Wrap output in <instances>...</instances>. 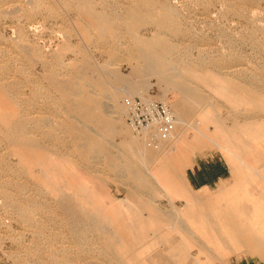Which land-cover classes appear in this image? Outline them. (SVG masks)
<instances>
[{
	"label": "rangeland",
	"instance_id": "1",
	"mask_svg": "<svg viewBox=\"0 0 264 264\" xmlns=\"http://www.w3.org/2000/svg\"><path fill=\"white\" fill-rule=\"evenodd\" d=\"M0 51V264H203L199 241L114 240L128 214L131 223L147 220L146 204L179 232L190 223L175 191L138 187L139 170L148 174L161 160L148 154L155 160L148 169L135 160L133 140L142 136L113 111L124 113L125 97L142 96L169 101L188 113L189 125L199 113L218 115L229 132L224 140L264 177V0H0ZM146 51L163 54L174 68L156 70L143 59ZM64 81L73 93L58 88ZM181 81L195 99L184 101ZM86 91L108 123L75 109L88 105ZM18 117L32 120L39 142L31 148L12 141L2 123ZM40 117L46 124L39 128ZM179 123L177 151L205 140ZM252 134L261 141L259 155L248 147ZM39 151L46 166L35 163ZM171 167L185 183L186 167ZM184 249L190 260L177 262Z\"/></svg>",
	"mask_w": 264,
	"mask_h": 264
},
{
	"label": "bare ground",
	"instance_id": "2",
	"mask_svg": "<svg viewBox=\"0 0 264 264\" xmlns=\"http://www.w3.org/2000/svg\"><path fill=\"white\" fill-rule=\"evenodd\" d=\"M18 9L20 10V8H18ZM143 59L148 64L153 65L156 70H158V71L161 70L163 74H166L165 73L166 70H170V69L172 70L174 68V64L168 62L166 60L165 56L159 52H147L146 51L143 54ZM177 71H178V69H177ZM175 76H180V75H175ZM184 79H187V78L185 77ZM97 82L99 84H103V81L101 79H98ZM93 83L96 84V81H93ZM179 83H180V87L182 88V90L184 92V101H186V100L190 101L189 99H191V97H192V99L194 98L193 95L194 96L198 95V94H194V92L191 89H188L187 87H183L182 81ZM58 88L63 89L65 91L68 90V88H70L69 90L73 93L71 81L59 82ZM74 90H75L74 93H76L77 89L74 88ZM235 90H233V91H235ZM92 93L86 91V95L90 100L88 102V105L76 103L75 109L77 111L87 113L91 118L94 119L95 122H97L99 124L105 123V122L108 123V120L105 121V118L103 117L104 113L101 109L102 108L101 104L95 100V97L92 95ZM237 95H238V93H237ZM197 100L199 101L198 98H196V100H194V101L197 102ZM191 101H193V100H191ZM184 105H185V103H184ZM113 107H117V106L115 105ZM190 108H191V106L189 107V109ZM193 109H195V108H193ZM258 109H260V106H258ZM95 110H97V111L99 110V114L95 115V112H94ZM118 111L119 110H117V108H116V109H114L113 113H114L115 120L120 122L121 119L123 118L122 116L124 115V113L118 112ZM174 111L177 115L178 124H180L179 122H182L185 130H187L191 126L195 130V132H197L198 135H200V137H201V135L204 137L205 140L203 142L199 140L198 142H200V143H198V142L196 143V145L198 147H199V145H200V148H202L203 146L204 147H216V148L222 149L224 151H229L230 154H232L233 156H238L242 166H244V167L246 166L249 169H251L253 172L260 174L259 169L248 164V162L245 159V156L241 155L236 150H234V148H232L234 143L229 142L228 140H224L223 135H225V133H229V132L226 131L227 129L225 128L224 124L221 123L220 116L215 115V114L212 115L209 113H206V114L205 113H203V114L199 113L200 115H197L195 117L193 116L194 117L193 118L194 119L193 125H189L187 123V121H185L186 117L188 116V113L181 115L178 112H176L177 110H174ZM260 111H261V109H260ZM93 112H94V114H93ZM190 112L192 114V111H190ZM194 112H193V114H194ZM256 112H259V111L257 110ZM191 114L189 113V115H191ZM44 119L40 117V121H38L39 128L42 126V124L45 123ZM31 121L32 120L30 118L21 119L20 117H18L15 120L5 118L2 123L7 128L8 132H10L12 141H16L22 147L31 148V146L34 145L35 142H39L38 139H36L35 137H33L31 135L32 128L29 126V122H31ZM212 126L214 127V130H212V128H211ZM75 127H76V124H75ZM256 135L252 134V136H250V141L248 142V147H252L254 150H252L251 152H253L254 154H255V152H257V154L259 155L262 152H260L261 150H259V147H258L259 145L257 146V144H256L257 141H260L258 139L259 137ZM183 137H184L183 134L182 135H180V134L174 135V137H172L170 140L163 142L160 145V147L157 148V149H161L159 151L160 153L157 152L156 149L154 150L153 148H150V146L147 145L144 136H142L141 140H139L138 137L136 136V139L133 140L135 145L134 144L133 145H134L135 160L140 161V159H142V161L147 163L146 164L147 169H148L147 166L154 163L155 160H159V161L161 160L159 163L160 165H158V167L155 168L154 170L148 171L147 172L148 174L144 173L142 171V169H141V171L139 170V172H141V173H138L135 177V180H136L135 182H137L139 184L138 187L141 189L142 192H147V191H149L148 189L152 183H155V184L157 183L158 185L164 187L166 190L175 191L176 195H181L183 198H185L186 204H187V210L185 211V213H186V217H187V222L190 223L188 228L187 227L184 228V230H186V231H183V230L180 232L177 231V227L175 224L169 225V223H167V221L160 219L161 215H160L159 209L153 207L152 204H146L147 209L150 211L147 220L146 221L142 220V218H141V220H139L140 217L136 216L138 218L139 222L138 223H131L128 220L129 217H131V216H130V214H128L126 219L123 220V223H120L118 225L117 230H113L114 234H115V236H113L114 240H123L125 242L127 240H186L187 241L186 243L189 245L190 243H195V241L200 242L202 240H209V237L211 235H214V234H216L215 236L218 239V238H220L218 236L221 235V232L223 235L222 240H225L226 233H225L224 228H228L229 236L232 237L234 240H252V228H251L250 223L248 224V220H247L245 214H243V213L239 214L234 209L227 208L226 206H224V204H221L220 196H218L219 198L216 197L215 199H208L207 201L204 199L200 200L198 197H194V195L185 186L184 182L182 184L179 183L178 177L180 175L178 174V170L176 169V167H171V163H174L173 158H174V155L177 154V153H175L177 151V147H176L177 145L175 146L174 142L176 140H178V142L183 141L184 140ZM260 143H261V141H260ZM246 144H247V142H246ZM38 146H37L38 148H43V145H41V143H39ZM197 146H194V147H197ZM22 149H24V148H22ZM156 153L159 154V156L155 160L151 161L152 158L154 159L156 157V155H157ZM148 154L150 155L151 159H149L147 161L145 158ZM22 155L23 156H21V157L24 158L25 155L24 154H22ZM27 157L32 158V155H28ZM259 159H260V157H259ZM31 160L32 159H30V161ZM34 160H36V162H35L36 164H43L46 166L48 163V156H47V154H44L43 151H41V152L39 151L38 153H36ZM234 164H235V162H233V164H231V165H233L234 168L236 165L238 166V168L242 167L241 165H238V164H235V166H234ZM113 166H115V165H112V167ZM113 169H115V168H113ZM251 196H252V194H251ZM248 201H249V199H248ZM261 207H263V206H261ZM183 208H185V207H183ZM100 211L102 212L103 209H99V212ZM243 211H245V210H243ZM139 212L140 211H138V213ZM249 215H250V213H249ZM138 216H139V214H138ZM82 220H84V219H82ZM195 224H198V226L194 227ZM74 228H75V226H74ZM182 232H185L184 234L186 236H183ZM202 246H203V244H202ZM179 257H180L181 261H185V259H187V258L190 260L189 255H179ZM193 260L191 261L192 263H193ZM196 264H200V262L199 263L196 262Z\"/></svg>",
	"mask_w": 264,
	"mask_h": 264
},
{
	"label": "crops",
	"instance_id": "3",
	"mask_svg": "<svg viewBox=\"0 0 264 264\" xmlns=\"http://www.w3.org/2000/svg\"><path fill=\"white\" fill-rule=\"evenodd\" d=\"M185 145L178 148L173 160L178 161L182 169L186 167L184 180L189 191L194 197L206 201L220 196L221 204L234 209L239 214H245L252 228V240H234L229 236L228 228H224L225 240H222L221 232L218 239L214 234L209 237V240L200 241L205 255L203 264H264V177L261 173H255L242 164H238L242 166L240 168L234 164V168L231 164L236 161L229 151H226L228 153L226 155L205 154L206 150L201 148L197 150L198 147L186 142ZM192 152L194 156L190 158ZM256 176H259V179ZM179 197L186 203L185 198L181 195ZM128 241L130 242L127 240L126 243ZM173 241L175 244L181 240ZM167 242L170 240H155V244L159 245ZM182 242L186 244L185 240ZM182 255H187L185 249ZM176 260L180 261L178 255ZM193 263L196 264L195 260Z\"/></svg>",
	"mask_w": 264,
	"mask_h": 264
},
{
	"label": "built area",
	"instance_id": "4",
	"mask_svg": "<svg viewBox=\"0 0 264 264\" xmlns=\"http://www.w3.org/2000/svg\"><path fill=\"white\" fill-rule=\"evenodd\" d=\"M127 125L138 136H144L150 147L170 140L178 126L172 104L150 97H125L122 100Z\"/></svg>",
	"mask_w": 264,
	"mask_h": 264
}]
</instances>
